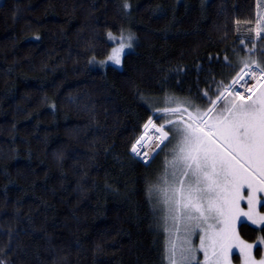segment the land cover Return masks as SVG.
Listing matches in <instances>:
<instances>
[{
	"label": "trees",
	"instance_id": "obj_1",
	"mask_svg": "<svg viewBox=\"0 0 264 264\" xmlns=\"http://www.w3.org/2000/svg\"><path fill=\"white\" fill-rule=\"evenodd\" d=\"M235 1L3 0V264H166L148 189L169 153L145 164L131 147L167 97L195 115L243 59L264 60V41L235 35ZM124 32L134 45L122 68L89 63L109 54V33ZM144 143L151 156L156 141ZM238 232L264 239L247 223Z\"/></svg>",
	"mask_w": 264,
	"mask_h": 264
},
{
	"label": "snow or ice",
	"instance_id": "obj_2",
	"mask_svg": "<svg viewBox=\"0 0 264 264\" xmlns=\"http://www.w3.org/2000/svg\"><path fill=\"white\" fill-rule=\"evenodd\" d=\"M128 7L125 0L124 8ZM262 32L264 17H258L256 36L264 41ZM108 36L115 39L112 33ZM133 39L129 34L127 40ZM241 44L245 41L241 40ZM125 48L131 49L132 43H121L103 63L111 61L120 65ZM260 55L264 57V53ZM89 63H95V58ZM241 63L243 67L230 84L221 82L215 90L210 86L204 93L211 105L205 111L197 108L193 115L181 101L171 107L173 98L167 97L165 106L157 107L156 115L149 116L143 126L144 133L131 147L134 156L142 158L145 164L154 159V155L142 151L147 146L143 143L146 138L156 141L155 155L165 149L170 154L165 156L162 177L148 189L150 202L154 206L163 205L158 210L164 213V230L179 233L183 225L185 232L179 247L175 240L169 239L165 249L169 264H193L196 249L191 246V236L197 232L203 233L200 250L205 264H231L233 249L239 251L243 264H264V258H254V245L242 240L237 232V226H244L245 221L264 231V214H261L264 197L257 195L264 192V67L261 66L264 60L258 63L243 59ZM226 66L232 67L227 58ZM250 80L258 83L251 84ZM226 94L232 99L222 104ZM157 120L166 123L158 124ZM245 188L246 196L241 194ZM241 200H246L247 211L240 207ZM259 243L264 244V239ZM195 264L200 261L195 260Z\"/></svg>",
	"mask_w": 264,
	"mask_h": 264
},
{
	"label": "rangeland",
	"instance_id": "obj_3",
	"mask_svg": "<svg viewBox=\"0 0 264 264\" xmlns=\"http://www.w3.org/2000/svg\"><path fill=\"white\" fill-rule=\"evenodd\" d=\"M2 2H3V0H0V4ZM235 2H236V14H235V21H234L235 35L238 38L250 39V40H259L256 36V21H257L258 17H264V0H236ZM249 21H250V23H249ZM261 35L264 36V32H262ZM128 36H129V32H126V33L124 32L123 37L121 35H113V37H115V39L109 38V41L112 44V47L109 51V54L102 59L95 60V63H94L95 66L100 67V68H104L107 66H112V67H115L118 69L122 68L123 56L127 52L131 51L133 49V45H134L132 40L131 41L127 40ZM128 42L132 43V48L131 49L125 48V54H122V56H121L120 65H115L111 61H108L107 63H103L104 61L108 60V56L112 54V51L114 48L119 47V45L121 43H128ZM257 71H259V69H257ZM251 82H252V84L255 85L257 83V80H252ZM231 99H232V97L228 98L224 103H226L227 101H231ZM211 115L214 116L215 113H212ZM207 118H209V117H207ZM161 124H165V122H161ZM143 133H144V131H143ZM157 135H158V133H157ZM145 141H146V139H145ZM156 151H158V150L157 149L153 150L151 156L155 155ZM168 153H169V151H168ZM138 159H140L141 161H144L142 158H138ZM170 170L171 169H169V171ZM247 192H248V190L246 188L241 190L242 195L246 196ZM257 195L259 197H264V192H260ZM240 207L242 209H244L245 211L248 210V204H247L246 200L240 201ZM159 208H163V205L159 204V205L153 206L154 211L156 210L155 213H159V215H160V222H161L162 227H163L164 238H165V242H164L165 243L164 244L165 249L168 246L169 239L175 240L177 246L179 247L183 242V237L185 236V232L183 230V225H181V230L179 233H175L174 231H165L164 230V221L162 219V216L164 213L159 211L158 210ZM257 211H260L259 206H257ZM261 214H264V212H262ZM245 223L250 224L247 221H245ZM167 224H168L169 229H171V227H172L171 220H169L167 222ZM250 225L253 227H256L255 225H252V224H250ZM238 227H239V225L237 226V232H238ZM202 235H203V233H198V232L194 233L191 236V246L194 249H196L195 260L200 261V264H205L204 253L200 250V243H201L200 242V236H202ZM240 238L242 240H244L246 243H251L254 245L253 256L256 260H260V259L264 258V244L259 243L261 238H258L254 242H248L245 239H243L241 236H240ZM257 248H259L260 252H261L259 255L256 254ZM195 260L193 261V264H195ZM165 262H166V264H169V260L166 257V252H165ZM231 264H243V258L240 256L239 251L237 249H233V256L231 258Z\"/></svg>",
	"mask_w": 264,
	"mask_h": 264
},
{
	"label": "bare ground",
	"instance_id": "obj_4",
	"mask_svg": "<svg viewBox=\"0 0 264 264\" xmlns=\"http://www.w3.org/2000/svg\"><path fill=\"white\" fill-rule=\"evenodd\" d=\"M251 81H252V80H250V83L252 84V82H251ZM257 83H258V81H257ZM257 83H256V84H257ZM243 91H244V90H243V89H241V92H243Z\"/></svg>",
	"mask_w": 264,
	"mask_h": 264
},
{
	"label": "crops",
	"instance_id": "obj_5",
	"mask_svg": "<svg viewBox=\"0 0 264 264\" xmlns=\"http://www.w3.org/2000/svg\"><path fill=\"white\" fill-rule=\"evenodd\" d=\"M230 97H231V96L226 97V100H227L228 98H230ZM224 102H225V101H224ZM224 102H223V103H224Z\"/></svg>",
	"mask_w": 264,
	"mask_h": 264
}]
</instances>
